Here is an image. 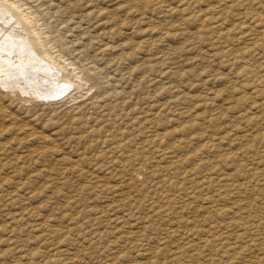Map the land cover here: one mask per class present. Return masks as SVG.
<instances>
[{"label":"rangeland","instance_id":"374dc122","mask_svg":"<svg viewBox=\"0 0 264 264\" xmlns=\"http://www.w3.org/2000/svg\"><path fill=\"white\" fill-rule=\"evenodd\" d=\"M7 1L0 264H264V0Z\"/></svg>","mask_w":264,"mask_h":264},{"label":"bare ground","instance_id":"6f19581e","mask_svg":"<svg viewBox=\"0 0 264 264\" xmlns=\"http://www.w3.org/2000/svg\"><path fill=\"white\" fill-rule=\"evenodd\" d=\"M0 1H1V3H0V82L4 83L6 81H10V82L12 80L16 81L17 78L24 80V82L25 81L31 82V80L34 79V83L31 82L33 84L32 87L34 85L37 87L39 85V82L35 79L37 77L34 76L36 74V72H37L36 75H38V73L44 74L45 71L50 73L49 69L44 68L42 65V64H45V62H43V60L39 58V56H41V55L48 56V54L44 55L46 53L45 52L46 50L45 51L41 50V48H40L41 42H40V39H39L37 33L30 30L29 25L32 23L30 21V19L28 17H26V15H21L20 12L18 11L17 7L16 8L12 7L11 4L7 5V3H8L7 0H0ZM5 5L7 7H5ZM47 43H48V41H47ZM49 57L50 56H48V58ZM14 60H15V63L16 62H18V63L14 64L13 63ZM50 60H53V59L50 57ZM10 62H12V64H8ZM48 67H50V66H48ZM53 70L54 69L52 67V71ZM53 72L55 73V71H53ZM57 73H58V71H57ZM60 77L62 78V81H63L64 78L65 79L67 78V75L65 76L63 74H60ZM35 81H37V82H35ZM20 83H23V82H20ZM46 84L49 85L48 83H46ZM11 85H13V84H11ZM15 86H17V85H15ZM65 86H68V85H65ZM65 86H62V87L60 86L61 88L58 90L45 92L46 93L45 95H47L48 98H49V96L50 97H52V96L62 97L65 94V92L67 91V88ZM9 87H11V86H9ZM17 88H18V86H17ZM57 88H59V87H57ZM57 88L55 87V89H57ZM24 89H25V87L24 88L20 87V88H18V90L15 88L14 89L12 88L11 92L12 91H14V92L23 91ZM41 92L44 93V91H41Z\"/></svg>","mask_w":264,"mask_h":264}]
</instances>
